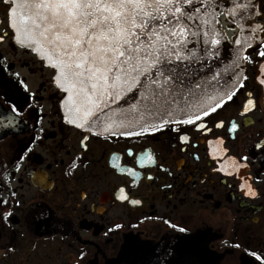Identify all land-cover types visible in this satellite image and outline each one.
<instances>
[{
  "label": "flooded vegetation",
  "instance_id": "obj_1",
  "mask_svg": "<svg viewBox=\"0 0 264 264\" xmlns=\"http://www.w3.org/2000/svg\"><path fill=\"white\" fill-rule=\"evenodd\" d=\"M252 1L218 17L232 45L247 40L248 59L208 130L128 136L65 119L54 70L15 42L0 0V264H107L135 243L192 235L217 264H264V0Z\"/></svg>",
  "mask_w": 264,
  "mask_h": 264
},
{
  "label": "snow or ice",
  "instance_id": "obj_2",
  "mask_svg": "<svg viewBox=\"0 0 264 264\" xmlns=\"http://www.w3.org/2000/svg\"><path fill=\"white\" fill-rule=\"evenodd\" d=\"M5 2L9 4L6 12L17 41L39 54L54 70L53 82L66 93L62 100L68 112L65 119L78 127L93 123L96 113L111 104L119 107L122 99L127 103L131 93L135 103L128 105V113H136L139 120L148 117L158 121L159 127L150 124L148 130L176 125L172 130L179 134L180 125H192L207 131L203 119L235 94L229 88L217 100L214 91H203V84L197 82L204 59L218 54L205 48L201 50L204 56H200L189 47L200 37H205V45L219 43L211 38L213 33L203 31L209 23L205 9L214 6L210 0ZM247 7L245 3L234 5ZM258 55L264 57V51ZM260 83L264 84V79ZM237 84L243 86L238 79L233 88ZM249 105H253L252 99L247 100L245 110ZM106 119L107 123L100 122L105 124L104 132L126 127L123 122ZM236 127L232 124V129ZM179 139L186 142L188 137L180 134ZM128 171L137 175L132 169ZM247 194L256 195L251 188Z\"/></svg>",
  "mask_w": 264,
  "mask_h": 264
},
{
  "label": "water",
  "instance_id": "obj_3",
  "mask_svg": "<svg viewBox=\"0 0 264 264\" xmlns=\"http://www.w3.org/2000/svg\"><path fill=\"white\" fill-rule=\"evenodd\" d=\"M210 2L214 6L205 9L208 12L207 19L209 23L204 26L203 31L213 33L214 35L211 38L218 39L219 43L217 45H212L211 43L205 45L203 42L205 37H200L198 43L195 45L190 44L189 47L193 48L200 56H204L201 50L205 48L218 53L211 59H204L203 66L199 68L201 75L197 77V82L203 84V91L209 93H213L214 91L216 99L219 100L222 93L227 92L229 88H232V92L236 90L238 84L235 88H233V85L236 84L238 79L241 82L243 78V53L249 44L245 38H240L238 39L239 44L236 41L232 45L228 41L225 32L218 25V17L224 12L232 20L234 16L231 13L233 11L236 12L235 16L248 14L251 12L249 8L254 5V2L252 0H210ZM238 3H245L248 7L243 9L234 8V5ZM14 39L19 45L26 47L17 41L15 33ZM37 56L42 59L39 54ZM44 62L47 64L46 61ZM212 77H215V79H212ZM63 94L64 98L66 93L63 92ZM131 95L129 93L126 97L127 103H124L122 99L118 102L119 107H117V104H111L103 112L96 113V120L91 124H86L82 128L98 133H109L103 131L105 124L100 123L101 121L107 123L106 118L116 120L117 123L123 122L126 125V127L120 129L114 127L113 132L129 131L142 128L141 125L145 127L158 123L155 119L148 117H145V120H139V116L136 113H128V105L135 103L131 99ZM62 109L66 117L68 112L63 102ZM128 252L131 253L130 256H128ZM128 252L124 249L116 259L110 260L107 264H217L215 256L208 250L206 242H204L203 238L198 237V235H192L184 240L178 239L168 245L165 243L156 247L135 243L134 246L128 249Z\"/></svg>",
  "mask_w": 264,
  "mask_h": 264
}]
</instances>
